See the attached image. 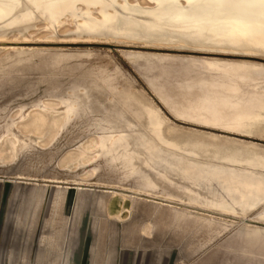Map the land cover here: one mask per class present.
Listing matches in <instances>:
<instances>
[{"label": "rangeland", "instance_id": "374dc122", "mask_svg": "<svg viewBox=\"0 0 264 264\" xmlns=\"http://www.w3.org/2000/svg\"><path fill=\"white\" fill-rule=\"evenodd\" d=\"M32 8L29 22L21 13L24 21L17 14L21 23L1 29L0 264H264V242L256 228L246 225L264 224L253 219L264 212V201L247 206L230 187L233 181L249 184L255 175L237 167L233 178L204 173L188 184L181 177L185 167L202 170L204 160L159 143L148 149L150 137L138 101L164 112L165 136L210 138L206 129L173 118L154 99L143 76L152 71L147 70V54H158L165 56L160 65L166 78L183 83L187 77L180 72V57L191 52L144 48L118 39H76L71 22L46 27L44 14L42 20ZM260 56L248 60L264 63ZM66 102L76 104L73 113L43 135L22 124L35 109L64 111ZM106 133L122 135L127 148L107 150L98 144L93 159L76 158L83 145L98 138L100 142ZM9 137L15 141L11 153L4 150ZM230 138L264 153L261 132L247 130ZM144 151L162 172L149 170ZM138 153L142 159L134 157ZM132 188L149 193L134 194ZM121 193L126 201L119 213L116 197ZM221 197L244 215L187 203Z\"/></svg>", "mask_w": 264, "mask_h": 264}, {"label": "bare ground", "instance_id": "6f19581e", "mask_svg": "<svg viewBox=\"0 0 264 264\" xmlns=\"http://www.w3.org/2000/svg\"><path fill=\"white\" fill-rule=\"evenodd\" d=\"M32 6L40 12V16L44 14L43 25L46 27H54V24L59 25L64 21L71 22L73 28L70 30L76 32V39H118L135 45L144 44V48L189 50L191 55L180 57L179 63L180 72L187 77L183 83L187 84L178 82L183 84L181 85L168 76L166 78L167 71L164 72L166 69L162 70L160 65L162 61L165 63V56L158 54H147V70L151 69L153 72L150 75L144 72L143 76L153 91L154 99L163 102L173 118L206 129L210 138L203 139L196 135L175 139L165 136L164 112L148 102L138 101L137 104L144 113L142 125L150 137L148 149L159 143L165 148L204 160L203 165L201 164L203 171L193 166L185 167L181 177L188 184L204 173L233 178L237 167L242 168L255 177L250 176L249 184L245 180L237 183L233 181L230 187L247 206H257L264 201V175L261 174L264 170V153L255 146L239 144L230 138L240 136L247 130L264 134V63L248 60L249 57H261V54L264 56V0H0V37L5 36V32L1 31L4 26L9 24V28L12 25L10 23H21L24 18L29 22L27 18ZM21 13L27 15L23 18ZM17 14H21L22 21L16 17ZM32 16L29 17L30 20ZM28 22L26 23L29 24ZM12 29L14 28L9 30ZM20 31L17 33L23 30ZM161 70L164 73L158 72ZM176 73L175 78L179 75ZM181 86L185 88L181 89ZM75 105L73 102H66L64 111L54 110L51 106L35 109L34 114L22 124L32 126L43 135L46 129L58 127ZM216 134H221L224 138H215ZM98 140L93 139L83 145L76 158L82 162L93 159L98 151L94 148L98 144L107 150L127 148L126 139L119 133H106L100 142ZM8 144L4 150L11 153L15 141L10 139ZM145 153L146 151L143 159L142 156L138 157L139 153L134 157L141 158L152 173L158 174L161 170L151 165ZM132 189L134 194L149 193L148 190ZM116 200L118 211L122 213L126 194L121 193ZM187 203L224 214L244 215L222 197L211 201L191 198ZM253 219L254 222L264 223V212ZM246 225L256 228L254 231L259 236L258 239L264 242V224Z\"/></svg>", "mask_w": 264, "mask_h": 264}, {"label": "crops", "instance_id": "0c3cea01", "mask_svg": "<svg viewBox=\"0 0 264 264\" xmlns=\"http://www.w3.org/2000/svg\"><path fill=\"white\" fill-rule=\"evenodd\" d=\"M142 176H144V175H142Z\"/></svg>", "mask_w": 264, "mask_h": 264}]
</instances>
